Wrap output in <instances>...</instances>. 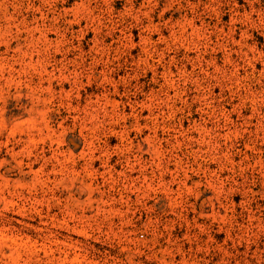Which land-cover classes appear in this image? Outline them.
Masks as SVG:
<instances>
[{"label": "rangeland", "instance_id": "1", "mask_svg": "<svg viewBox=\"0 0 264 264\" xmlns=\"http://www.w3.org/2000/svg\"><path fill=\"white\" fill-rule=\"evenodd\" d=\"M0 264H264V0H0Z\"/></svg>", "mask_w": 264, "mask_h": 264}]
</instances>
